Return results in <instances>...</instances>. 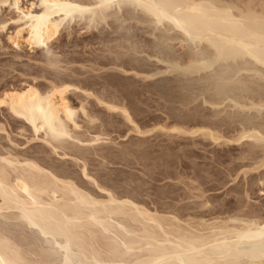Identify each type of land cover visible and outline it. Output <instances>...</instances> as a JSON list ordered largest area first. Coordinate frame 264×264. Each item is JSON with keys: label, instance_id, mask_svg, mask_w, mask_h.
I'll list each match as a JSON object with an SVG mask.
<instances>
[{"label": "bare ground", "instance_id": "1", "mask_svg": "<svg viewBox=\"0 0 264 264\" xmlns=\"http://www.w3.org/2000/svg\"><path fill=\"white\" fill-rule=\"evenodd\" d=\"M115 1L33 0L29 5H25L24 0H0V8L9 7L16 14L13 21L17 26L15 31L9 34V41L13 47L19 49H22V44L26 43L31 48L42 50L40 60L43 70L41 73L45 72L42 77L45 76L49 83L44 86L45 84L42 81H37L38 77L35 76L31 81H26L25 84L23 83L24 85L20 86L13 84L10 86V83L7 84L4 80V83H0V86L6 88H3V92H1L0 111L9 120L17 123L21 132L29 129L32 134L30 140L41 141V145L38 147L36 144L31 145L22 149L24 151L15 148L18 144L12 142L14 145L12 148L3 147L4 151H0V264H264V216L257 210L244 211L242 209L245 208L243 207L244 201L239 200L242 204L238 205L239 208L237 207L238 209H234V211L230 209L231 212H228L229 215L226 218L221 219L219 216L210 221L204 219L202 214L201 218L196 220L191 215L192 213L198 215L195 209L199 212L200 209L202 211H205L203 209L209 210L208 208L214 203L211 196H204L202 189L203 192L199 190L202 194L197 192V196H204L203 200L189 201L185 204V200H183L180 207L170 205L171 209L168 208L167 213L164 208L162 211L164 210L165 213L159 212L146 207V203L140 204L135 200L136 198L131 196L133 194L131 192L117 194L111 191L110 187L109 189L104 187L105 184L100 185L90 174L91 171L87 167L86 160H82V164H79V161L82 158L85 159L92 151L96 155L99 154L107 158L114 151L111 148L113 145L109 146L108 144L111 142L107 141L110 137L105 138L102 136L103 133L92 131L95 130L94 127H96L98 119L95 117L97 114L92 113L95 103L88 98L98 94L95 95L89 92V89L83 88L86 86L96 88L101 84L104 87L108 86L105 89H110V86L116 84L108 79L102 83L100 80H90V82L87 81L89 79L76 78L75 80L73 79L75 76H64L60 74V71L55 72L54 68H50L57 66L62 59H60L59 53L52 50V46L59 39L62 26L72 21L73 18L87 16L86 12L90 11H92L91 16L99 18L95 13L96 9L105 11ZM127 1L147 9L159 22L165 19L172 21V24L176 28L178 27L177 29L184 30V33L192 39L199 38L209 41L216 46L219 56L242 55L244 57L245 54H248L255 61L264 64V8L261 7L263 3L260 0H258L261 3L258 2L261 5L258 8L260 10L257 9L259 6L254 4L257 2L256 0H254L255 2L243 0V2L241 1L242 5L239 0L237 1L240 3L236 0H229L230 2L228 0ZM262 2L264 1L262 0ZM238 3L241 7L238 6ZM93 17L91 18L95 21L96 19ZM91 18L90 20H92ZM6 24V21L1 22L0 28L4 29ZM30 65L29 63L27 66ZM34 65L36 66V64ZM34 65L31 67H35ZM25 68L30 67L25 66ZM38 71L36 70L37 73ZM99 76L101 77L100 74ZM69 77L73 79V82L83 83L82 86L85 87L73 84ZM115 91L114 94L119 90L116 88ZM132 93L131 96L135 92L132 91ZM122 94L129 99L130 93L125 92V89ZM116 95H119V92ZM107 98L106 94H99L94 98L97 103L95 105L108 110L107 113H112L111 116L114 115L113 113L120 112L126 120L133 124L137 132L143 133L132 117L136 110L134 112V109L131 108L134 112L131 114L130 105L127 108L128 106L119 104L120 101L117 102L118 100L116 101L115 98V100L110 98L107 100ZM123 98L125 102V97ZM5 125L0 121V130L7 133V125ZM161 125L159 126L161 127ZM181 126H173L171 129L192 134L200 132L202 136H209L214 141L223 136L222 134L219 136L220 134L218 135L208 127L198 126L193 129H188V127L185 129ZM96 130L98 129L96 128ZM246 130L236 135L235 139L239 141L243 138H253L256 142L263 140L264 134L255 130L254 127L251 131ZM22 133L24 134V131ZM48 147L51 152L65 156L64 158L69 154H74V158L72 156L70 158L75 162L78 161L76 163L81 165L83 178L90 182L94 181L99 192L94 194L87 190L84 184L85 179L82 181L81 176L74 174L77 171L71 173L70 170L63 169L58 165L55 167L52 163L50 166L46 161L48 157L40 155ZM124 152L125 156L129 153ZM121 154L124 155L123 152ZM263 159L260 163L264 164ZM263 164L261 163L259 166ZM192 183L195 184V182ZM198 188L201 187H197V190ZM192 191L189 192L192 193ZM229 201L227 202L229 203ZM179 209L190 210L188 217L182 219L181 216L184 212L182 214ZM31 231L33 235L28 234Z\"/></svg>", "mask_w": 264, "mask_h": 264}, {"label": "rangeland", "instance_id": "2", "mask_svg": "<svg viewBox=\"0 0 264 264\" xmlns=\"http://www.w3.org/2000/svg\"><path fill=\"white\" fill-rule=\"evenodd\" d=\"M28 1L24 0L25 5H29L33 0ZM239 1L243 2V0ZM239 1L236 0V2ZM256 1L253 3L259 6H256L257 9L261 6L260 2L263 3L261 7L264 8L262 0ZM135 4L127 0H116L105 11L103 10L104 12L96 9L95 13L99 18L91 16L92 11L86 12L85 15H89L88 18L87 16H76L62 26L60 37L52 46V50L59 53L63 61L61 60V63L50 69L54 68L55 72L60 71V74L64 76H75L73 77L75 80L76 78L89 79L87 80L89 82L100 80L101 83L107 79L113 81V84L118 87L113 85L110 89H105L108 86L104 87L99 84L100 86L93 88L82 86L83 83L75 81L74 83L72 76L69 77L73 84L89 89V92L98 94L96 96L104 93L108 97L107 100L115 98L117 102L120 101L121 105H130L131 107L127 108L130 107L131 114L136 110L132 114L134 122L139 125L140 130H143V133L137 132L133 124L126 120L120 112H118L120 114L113 113L114 115L111 116L112 113H107L108 110L95 105L97 104L94 100L96 96L88 98L95 103L92 113L94 115L101 113L95 116L98 119L97 123L103 124L98 126L96 123L95 130L93 128L91 130L103 133L102 136L105 138L110 137L107 141L111 142L108 143L109 146L113 145L111 148L114 149V155L110 154L107 158L96 155L92 151L89 157L82 158L79 164L82 160H86L90 174L100 185L105 184L104 187L106 186L107 189L110 187V190L117 194L131 192L135 200L140 204L146 203V207H150L151 210L164 213L166 210L167 213L170 205L180 207L183 200L185 204L189 201H201L206 196H211L214 199L212 201L214 206L208 208L209 210L203 209L205 211L200 209L201 214L195 209L198 215L192 213L194 219L199 220L202 214L204 219L210 221L219 216L221 219L226 218L229 211L238 209V205L242 204L239 200L244 201L243 207L245 208H242L244 211L253 209L264 216V207H262L264 206L263 162H261L263 165L259 166L264 158V137L263 140L257 142L253 138H243L239 141L235 139L236 135L245 129L251 131L253 127L264 134V64L255 61L248 54L244 57L242 55L219 56L216 46L209 41L199 38L192 39L184 33V30L177 29L178 27L176 28L172 21L165 19L166 21L159 22L153 13ZM238 6L241 7L240 4ZM15 16L13 9L6 6L0 8V23L7 22L4 29L0 28V83L6 81L7 84L10 83V86H20L26 81H31L35 76L38 77L37 81H42L44 86H47L48 79L46 80L45 76L42 77L45 72L41 73L43 70L40 60L42 50L31 48L26 43H23L22 49H19L13 47L9 41V34L15 31L17 26L13 21ZM91 17L96 20L94 21ZM61 54L65 56V59ZM29 63L32 66L36 64V66H27ZM24 65L30 68H25ZM36 70L40 71L37 73ZM115 86L119 90V95H116L118 92L114 94ZM3 88L6 89L0 86V98ZM124 89L125 92L130 93L132 102L129 101L130 97L128 99L122 94ZM132 91L135 92L133 96H131ZM120 96L125 97V102ZM75 102L77 103V99ZM132 103L135 108L132 107ZM0 113V121L7 125L5 128L6 131L8 130L7 133L0 130V151H4L7 147L12 148L14 146L12 142L18 144L15 148L19 150L35 144L36 147L41 145L40 140L29 139L32 135L29 129L28 131L23 130V134L16 122L9 120L2 111ZM173 126H181L185 129L198 126L208 127L218 135L220 134L219 136L221 134L223 136L214 141L209 136H202L200 132L192 134L175 131L171 129ZM48 148L40 155L48 157L46 161L50 166L53 164L55 167L56 165L62 166L61 168L70 170L71 173L77 171L74 174L81 176L82 181L85 179L81 173V165L70 158L71 156L74 158V154H69L64 158L65 156L56 155ZM124 151L129 153L125 156ZM122 152L124 155L121 154ZM115 157L117 158L114 159ZM255 164L259 166L256 169H254ZM243 169L247 171H241ZM84 184L91 193L99 192L94 181L90 182L85 179ZM197 187L201 188L197 190ZM202 189L205 197L197 196L198 193L202 194L199 192ZM181 210L182 214L184 212L181 218H187L190 210ZM212 216L215 217L212 218ZM28 234L33 235L32 231Z\"/></svg>", "mask_w": 264, "mask_h": 264}]
</instances>
